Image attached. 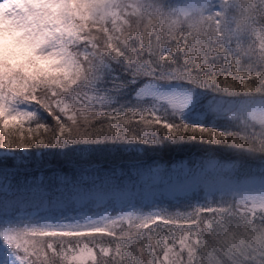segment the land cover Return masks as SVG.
Returning a JSON list of instances; mask_svg holds the SVG:
<instances>
[{
    "label": "snow or ice",
    "instance_id": "1",
    "mask_svg": "<svg viewBox=\"0 0 264 264\" xmlns=\"http://www.w3.org/2000/svg\"><path fill=\"white\" fill-rule=\"evenodd\" d=\"M262 117L264 0H0V162L80 169L5 195L0 264H264ZM192 142L238 161L129 185L86 159Z\"/></svg>",
    "mask_w": 264,
    "mask_h": 264
},
{
    "label": "trees",
    "instance_id": "2",
    "mask_svg": "<svg viewBox=\"0 0 264 264\" xmlns=\"http://www.w3.org/2000/svg\"><path fill=\"white\" fill-rule=\"evenodd\" d=\"M177 0H168V3H175ZM245 64L248 63L246 60ZM113 67L119 72V66L113 64ZM125 78H127L125 76ZM111 87L108 81L102 87ZM135 103L133 94L129 92L123 97H117L118 103ZM119 104H114L113 107H118ZM105 111L109 109L105 108ZM51 121V117H48ZM211 126V119L207 120ZM223 123V122H217ZM34 126V125H33ZM233 131L238 129L233 128ZM259 126L256 131L259 132ZM34 155L27 161L9 159L7 163L0 162V169H7L8 179L5 181L3 175H0V218L4 217L3 200L5 195L7 199L12 202L21 199L23 196L31 194L32 189H43L44 191H55L54 189L59 185L57 182L60 177H68L69 179H77L80 172L78 167L73 166L67 162L64 157L56 155L55 150L51 153L49 150L47 154L37 156L35 150ZM27 156V153H25ZM214 157L224 163H232L238 161L236 150L224 148L219 145H208L207 143L192 142L181 145L166 144L160 148L146 147L144 150L137 153L129 154L127 152L115 151L95 153L86 159L90 163L99 167L105 175H111L112 171L117 173V176L126 184H142L147 176L144 174L149 168L160 167L166 173L173 167H191L193 169L202 167L204 162L210 157ZM40 157V158H39ZM259 154L255 158H246L247 164L254 170L257 168V161ZM70 164V165H67ZM135 165V166H134ZM70 167L60 174L59 170ZM41 168V169H39ZM201 193V192H199ZM198 193V194H199ZM167 203V201H166ZM171 209V207H170ZM31 210V209H29ZM180 210H184L182 206ZM23 213V210L16 215ZM11 215V213H9ZM199 254V250H198ZM219 255V253H217Z\"/></svg>",
    "mask_w": 264,
    "mask_h": 264
},
{
    "label": "rangeland",
    "instance_id": "3",
    "mask_svg": "<svg viewBox=\"0 0 264 264\" xmlns=\"http://www.w3.org/2000/svg\"><path fill=\"white\" fill-rule=\"evenodd\" d=\"M166 2H168V0H166ZM47 154V151H45V150H43L42 152H41V155H46ZM37 156H39V154H36ZM40 158V157H39ZM65 159V158H64ZM68 162V161H67ZM224 163V162H223ZM67 165H70V164H67ZM70 167H72V166H69V167H66L65 169H63V170H59L60 171V174H62L65 170H67V169H69ZM39 169H41V168H39ZM184 169H193V168H191V167H173V168H171L170 170H167L166 171V173H181ZM77 175H80V172L78 171L77 172V174H75V176H77ZM147 179V178H146ZM145 179V180H146ZM145 180H144V182H145ZM57 182H59V179L57 180ZM143 182V183H144ZM57 188V187H56ZM55 188V189H56ZM54 189V190H55ZM204 195H205V193H204V191H201V193H199V194H197V196L200 198V200H201V203H203V197H204ZM193 203H195V200H193ZM182 208H183V206H182ZM170 210H175L174 208H171ZM21 215H23V213H21V214H19V215H17V216H21Z\"/></svg>",
    "mask_w": 264,
    "mask_h": 264
},
{
    "label": "clouds",
    "instance_id": "4",
    "mask_svg": "<svg viewBox=\"0 0 264 264\" xmlns=\"http://www.w3.org/2000/svg\"><path fill=\"white\" fill-rule=\"evenodd\" d=\"M257 123L260 125V127L264 128V117L258 119Z\"/></svg>",
    "mask_w": 264,
    "mask_h": 264
}]
</instances>
